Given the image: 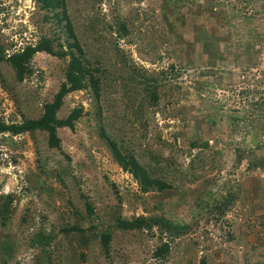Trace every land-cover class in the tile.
<instances>
[{
	"label": "rangeland",
	"instance_id": "obj_1",
	"mask_svg": "<svg viewBox=\"0 0 264 264\" xmlns=\"http://www.w3.org/2000/svg\"><path fill=\"white\" fill-rule=\"evenodd\" d=\"M66 10L99 69L100 88L65 95L59 116L75 106L83 111L74 128H58V148L43 131L0 133V201L13 197L4 223L0 216V264H264V167L236 162L242 151L264 155L260 97L255 103L241 93L264 95V41L251 18L229 9L226 23L207 0H66ZM45 14L51 16L34 0H0V50L11 53L42 35L62 41L68 33ZM257 16L254 26L264 35V17ZM249 32L256 40L249 39L250 51L258 48L252 66L241 53ZM206 37L215 41L207 52ZM65 64L37 51L32 72L17 80L0 59V117L40 115ZM145 76L158 82L155 104L142 91ZM101 129L156 166L171 189L141 192L112 159ZM229 189L234 199L215 208ZM155 215L184 224L183 232L111 226L103 248L100 231L116 217ZM74 223L82 234L63 229ZM162 241L170 249L159 258L153 252Z\"/></svg>",
	"mask_w": 264,
	"mask_h": 264
},
{
	"label": "trees",
	"instance_id": "obj_2",
	"mask_svg": "<svg viewBox=\"0 0 264 264\" xmlns=\"http://www.w3.org/2000/svg\"><path fill=\"white\" fill-rule=\"evenodd\" d=\"M39 9L45 10L51 13L45 14V19L53 18L56 25L60 28V31L64 34L66 31L67 36H63V40L60 41V36H40L35 42L27 43L19 49L5 54L0 50V59H4L14 70V74L17 80H22L26 75L32 72L31 59L35 52L45 51L49 54L56 55L60 58L66 60L64 67V77L60 82L57 91L54 93L51 100L46 101L42 105V111L37 117H26L19 122H5L0 117V133L9 132L11 134H18L22 132H34L36 130L43 131L46 133V141L50 147H60V137L58 135V128L67 126L69 128H74L75 121L82 115L83 107L75 106L73 107L65 116H59L58 111L63 103V98L71 91L80 90L83 88L90 87L95 94H98L100 88V74L99 69L93 66L89 60L86 58L84 48L80 42V39L75 34L73 25L68 18L66 10V0H34ZM187 0H177V3L181 4ZM210 4V11L214 16L225 19V22L230 21V17L233 14H229L230 11H235L246 17L245 19H250L248 25L251 26L255 18L264 14V0H207ZM240 9V10H239ZM248 14V15H246ZM258 19V18H256ZM251 26L254 28V33L257 32L259 40L264 41V35L257 26ZM121 29L125 31V27L121 24ZM254 38V34L247 33L243 36L242 42V55L245 58L247 66H252V57L258 48H255V43L251 46L248 44L249 39ZM256 42V40H255ZM203 49L205 52L211 49V46H215V41L206 37L203 40ZM241 44V43H240ZM257 45V44H256ZM229 50H235L234 45H230ZM213 58V56H212ZM245 65V64H244ZM264 84V75L261 78ZM143 87L142 91L147 94L148 99L151 104H155L159 98L158 92V82H155L150 76H145L144 81H142ZM253 88H246L241 91L242 94L250 99H259L257 109H264V95L257 96L254 93ZM253 92V93H251ZM253 100V101H254ZM263 112V110H260ZM264 113V112H263ZM101 137L104 139L107 148L110 151L112 159L121 167L122 170L129 172L135 179L137 186L141 192H147L151 190L155 191H167L171 189L172 184L165 178V176L157 170L154 165L147 164L146 162H141L138 157L130 150L125 149L120 146L118 142L109 134L106 133L104 129H101ZM195 144V141L191 142ZM246 160L247 169H255L264 167V155H259L256 153H246L243 152L237 155L236 162ZM235 193L232 190L226 191V194L220 197V199H215L213 206L220 209L221 211L226 208L232 199H234ZM12 194H4L1 196L0 201V216L2 222L4 223L9 215L12 204ZM87 209L89 213H92L91 207L87 204ZM115 220V219H114ZM119 227L122 229H147L152 230L154 227L159 229L160 234L167 232L170 236L178 235L183 232L184 224L180 222H175L173 220L167 219L161 215L155 216H136L134 218H122L121 216L116 217V222H112L109 227H105L100 231L99 237L100 241L105 250L108 249L109 240L111 237L110 227ZM64 230H77L82 234L83 227L77 225L76 223L70 225L69 227L63 228ZM168 241H162L158 246H156L153 255L163 258L169 252ZM202 264H205L202 261Z\"/></svg>",
	"mask_w": 264,
	"mask_h": 264
}]
</instances>
